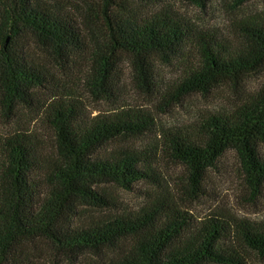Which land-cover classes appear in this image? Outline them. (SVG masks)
<instances>
[{"label":"trees","instance_id":"1","mask_svg":"<svg viewBox=\"0 0 264 264\" xmlns=\"http://www.w3.org/2000/svg\"><path fill=\"white\" fill-rule=\"evenodd\" d=\"M100 15L87 13L91 35L108 46L92 59L89 80L110 78L118 54L130 56L137 86L160 97L164 108L195 92L225 83L237 87L264 72V13L234 21L235 41L197 28L169 10L137 15L132 3L162 0H99ZM201 7L209 0H195ZM242 2L245 0H241ZM77 22L48 0H0V104L13 108L34 101L32 91L47 81L45 66L29 47L67 58L81 48ZM99 42V39L96 40ZM194 52L197 62L189 59ZM188 57L183 74L165 85L158 60ZM20 100V101H19ZM75 98L58 97L45 108L55 132V152L45 156L38 139L20 131L0 140V264H45L44 249L64 253L73 264H249L264 257V217L238 218L213 211L196 218L172 197L147 192L136 210H122L104 182L133 188L156 182L153 157L164 153L181 163L195 191L208 170L232 149L246 184L264 187V78L236 105L201 114L188 124L162 127L151 113L127 108L84 118ZM155 134L145 149L118 148L98 155L107 144ZM158 152V153H157ZM121 212H119V210ZM89 255L90 260H79Z\"/></svg>","mask_w":264,"mask_h":264},{"label":"rangeland","instance_id":"2","mask_svg":"<svg viewBox=\"0 0 264 264\" xmlns=\"http://www.w3.org/2000/svg\"><path fill=\"white\" fill-rule=\"evenodd\" d=\"M77 22L81 30V48L71 51L67 58L62 55L52 56L46 52L29 47L27 53L34 56L46 67L47 81L32 91L34 101L26 104L20 101L12 109L0 104V140L15 134L26 132L38 139V147L45 156L55 152V132L46 122L45 108L58 97L75 98L84 118L98 114H109L122 109L133 108L151 113L158 124V142L161 140L162 127L184 125L201 114L214 113L223 108L238 104L244 96L257 90L264 78V72L250 75L246 82L238 85L225 83L210 89L207 93L195 92L184 97L181 103L164 108L161 98L140 89L132 77L130 56L118 54L120 64L110 78L89 80L92 59L106 50L107 39L100 34L91 35L86 24L87 13L100 15L98 27L102 28L103 2L99 0H48ZM137 15L149 16L154 12L169 10L175 15L192 23L197 28L215 31L223 40L235 41L234 21L247 15L264 13V0H209L201 7L195 0H162L158 4L132 3ZM99 39V42L96 40ZM191 61L194 52L188 54ZM188 57L177 58L171 63L158 60V81L162 85L183 74L188 65ZM157 141L155 134L140 136L129 140H116L99 150L98 155H108L118 148L145 149ZM264 155V144L261 146ZM158 153V152H157ZM156 170V182L146 179L134 183L133 188H124L118 184L104 182V188L122 209L136 210L146 199L147 192L158 190L172 197L182 208L198 219L205 218L213 211H226L238 218L258 220L264 217V187L259 193L254 192L245 182L244 173L239 165L235 151L227 150L217 165L208 170L201 191H195L187 169L164 153L153 157ZM121 212L120 209H118ZM91 256H81L79 260H90ZM45 264H73L64 253L44 249L39 260ZM249 264H264V257L254 253Z\"/></svg>","mask_w":264,"mask_h":264}]
</instances>
